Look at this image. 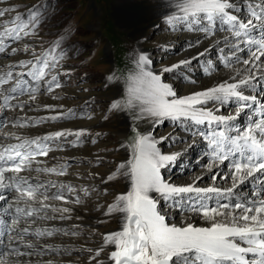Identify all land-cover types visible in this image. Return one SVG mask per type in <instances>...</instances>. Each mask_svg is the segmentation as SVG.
<instances>
[{
    "label": "snow or ice",
    "instance_id": "obj_1",
    "mask_svg": "<svg viewBox=\"0 0 264 264\" xmlns=\"http://www.w3.org/2000/svg\"><path fill=\"white\" fill-rule=\"evenodd\" d=\"M170 7L167 22L173 30L202 33L205 39L224 34L215 43L218 60L230 72L228 79L181 97L165 82L163 74L192 61H181L155 72L150 57L139 52L131 57L134 68L125 81V100L112 103L111 109H126L135 119H150L155 124L168 120L200 136L209 150L211 162L206 167L212 171L213 165H223L230 175L221 178L230 179L232 186L198 187L196 183L201 178L183 186L170 183L162 170L175 162L178 154L160 150L158 144L166 138L157 140L150 132L137 131L128 146L129 158L116 170L129 181L128 190L116 195L104 213L119 214L121 221L118 231L103 235L104 246L112 248L107 259L110 264H264V0H171ZM43 10V5H34L26 16L17 15L9 23L0 24V53H5L12 43L38 35ZM8 11H0V18ZM17 51L31 52L32 59L0 71V113L16 108L23 111L24 104L13 101L23 95L35 100L42 84L46 93L62 87L57 69L67 54L61 40L40 54L28 45L11 48L12 53ZM203 55L204 52L198 53L197 58ZM217 69L211 59L206 61L204 72L211 74ZM108 79L115 76L109 75ZM210 104L215 107H208ZM229 105L234 106V114H218ZM241 114L246 122L238 124ZM72 115L75 114L60 113L49 119ZM39 123L21 118L13 126ZM4 124L0 119V126ZM69 135L83 143L80 137L85 132L57 131L30 139L17 136L16 143L0 145V264H11L8 257L12 255L33 254L15 246L16 241H23L30 234L29 227H18L22 220L35 223L57 218L49 212L64 219V214L71 212L70 208L54 206L49 201L81 203L79 196L72 195L76 189L71 185L23 175L33 171L66 175L67 166L58 171L33 165L39 164L38 157L48 155V142L66 140ZM216 179L214 173L212 180ZM81 191L87 195L86 189ZM157 196L195 214L205 226L188 220L179 225L170 223L159 209ZM57 231L36 229L31 234L50 237ZM104 246L91 257L96 264H103L97 258ZM24 247L34 246L24 243Z\"/></svg>",
    "mask_w": 264,
    "mask_h": 264
},
{
    "label": "rangeland",
    "instance_id": "obj_2",
    "mask_svg": "<svg viewBox=\"0 0 264 264\" xmlns=\"http://www.w3.org/2000/svg\"><path fill=\"white\" fill-rule=\"evenodd\" d=\"M34 5L44 6L38 35L12 43L5 53H0V71L6 72L9 66L32 59L31 52L12 53L11 48L23 49L28 45L40 54L56 40H61L67 54L57 69L62 87L46 93L42 84L35 100L23 95L19 101H13L14 104L23 103V111L16 108L0 113V119L5 121L0 126V145L16 143L17 136L30 139L57 131L83 130L85 135L80 137L83 143L77 142L74 135L67 136L66 140L50 141L48 155L38 157L39 164L33 165V168H56L58 171L61 166H67L66 175L23 173L34 179L73 186L76 191L72 195L79 196L81 203L49 201L54 206L68 207L71 212L64 214V219H60L58 213L49 212L57 218L35 223L22 220L18 227H29L30 234L23 241H16L15 246L21 252L33 254L12 255L13 258L9 256L8 259L29 260L31 264H96L91 257L96 249L104 246L103 235L118 231L121 226L119 214L106 216L104 213L116 195L128 190L129 181L116 170L129 158L128 146L137 131L150 132L157 140L166 138L158 144L160 150L164 154H178L176 161L162 170L170 183L183 186L201 178L196 183L198 187L227 189L232 186L230 179L221 178L230 175L223 165H213L212 171L206 167L211 162L209 150L200 136L168 120L155 124L150 119H135L126 109H111L112 103L125 100V81L134 68L131 57L139 52L150 57L155 72L181 61H192L190 65L163 74L165 82L181 97L227 80L230 72L218 60L215 43L223 33L205 39L202 33L180 28L173 30L167 22L172 11L171 0H0V11L9 9L0 18V24L9 23L17 15L26 16ZM201 52L205 55L197 58ZM208 59L218 66L211 74L204 72ZM109 75H114L115 79L109 80ZM70 112L75 115L49 119ZM218 114H234V106H225ZM21 118L41 123L13 126V122ZM245 122L243 114L236 121L238 124ZM214 173L217 175L215 181L212 180ZM109 176L114 179L109 180ZM81 189H86L87 195ZM157 199L161 213L170 223L179 225L188 217L196 216L186 209L182 211L171 206L158 196ZM36 229L59 231L53 236L38 238L31 234ZM24 243L34 247L26 248ZM111 250V246H104L97 259L110 264L107 257ZM20 262L18 264H25V261Z\"/></svg>",
    "mask_w": 264,
    "mask_h": 264
},
{
    "label": "bare ground",
    "instance_id": "obj_3",
    "mask_svg": "<svg viewBox=\"0 0 264 264\" xmlns=\"http://www.w3.org/2000/svg\"><path fill=\"white\" fill-rule=\"evenodd\" d=\"M187 220H188V222H194V223H197L198 225H200V226H205L204 225V222L198 217V216H190V217H188L187 218ZM11 258V257H10ZM12 258H13V256H12ZM9 261L11 262V264H14V263H17L18 261L20 262V260L18 259V261H17V259L15 258V260H12V259H9ZM17 261V262H16ZM23 261H25V264H31L32 262L31 261H29V260H23ZM22 261V262H23ZM18 262V263H19ZM22 262H20V263H22ZM17 263V264H18ZM24 263V262H23Z\"/></svg>",
    "mask_w": 264,
    "mask_h": 264
},
{
    "label": "trees",
    "instance_id": "obj_4",
    "mask_svg": "<svg viewBox=\"0 0 264 264\" xmlns=\"http://www.w3.org/2000/svg\"><path fill=\"white\" fill-rule=\"evenodd\" d=\"M45 9H46V6H45ZM62 46H64V45L62 44ZM63 50L66 51V49L64 47H63Z\"/></svg>",
    "mask_w": 264,
    "mask_h": 264
}]
</instances>
